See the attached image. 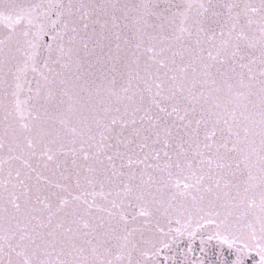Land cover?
Segmentation results:
<instances>
[{"label": "snow or ice", "instance_id": "snow-or-ice-1", "mask_svg": "<svg viewBox=\"0 0 264 264\" xmlns=\"http://www.w3.org/2000/svg\"><path fill=\"white\" fill-rule=\"evenodd\" d=\"M39 7L0 0V264H133L165 205L264 237V0Z\"/></svg>", "mask_w": 264, "mask_h": 264}, {"label": "water", "instance_id": "water-1", "mask_svg": "<svg viewBox=\"0 0 264 264\" xmlns=\"http://www.w3.org/2000/svg\"><path fill=\"white\" fill-rule=\"evenodd\" d=\"M27 2L40 6L37 13L40 15L48 5L67 3L68 0H27ZM88 2L95 3L97 0H88ZM99 2L103 3L105 0ZM236 2L241 3V6L244 2L259 6V0H236ZM52 19H55L54 13ZM5 179L6 171L0 176V192L4 191L2 182ZM208 220H215L216 224H219L223 217H208L204 212L190 205L186 208L165 205L153 219L152 231L144 234L146 243H142L133 253V264H136L137 260L140 264H217L222 253L227 251V245H222L221 240L217 239L218 233L221 238L227 237L236 245L244 247L249 257H255L253 264H258L259 249L264 247V237L260 233L259 223L255 224L256 231L253 235L252 230L246 227L247 221H242L239 226L229 221L227 226L217 229L216 224L208 223ZM136 235L138 238L139 234ZM124 264H127V260Z\"/></svg>", "mask_w": 264, "mask_h": 264}]
</instances>
